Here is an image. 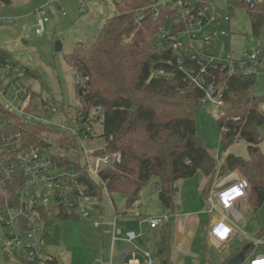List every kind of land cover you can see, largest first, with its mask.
Listing matches in <instances>:
<instances>
[{"label":"trees","instance_id":"trees-1","mask_svg":"<svg viewBox=\"0 0 264 264\" xmlns=\"http://www.w3.org/2000/svg\"><path fill=\"white\" fill-rule=\"evenodd\" d=\"M112 1L118 15L106 20L91 47L78 43L66 55V60L80 78L78 97L81 110L89 114L93 109L101 108L103 113L99 116L100 138L105 145L96 155L120 153L121 162L105 168L100 178L95 179L82 167L83 159L77 150L76 138L70 133L55 131L61 148L54 157L57 165L78 174L77 185L86 187L85 195L101 200L102 192L106 190L113 203L115 195L124 197L128 210L139 200L143 188L155 180L163 212L173 217L179 180L194 177L199 171L209 179L214 178L217 171L220 176L239 172L250 185L247 200L241 204L251 206L256 212L264 205V154L260 150L262 140L259 135V130L264 127V110L261 108L264 96L253 92L255 73L239 70L229 76L223 67L211 71L217 86L222 84L223 99L229 105L227 116L217 122L225 150L227 152L235 142L244 140L249 153L247 160L228 155L217 169L215 156L197 138L195 113L201 106L204 91L194 89L182 94L186 89L185 76L177 68V55L158 48L153 41L154 35L166 23L165 17L174 11L172 5L155 4L149 0ZM226 3L231 12L236 7H244L242 0H226ZM11 4V0H0V11ZM248 12L253 33L259 35L264 26V0L255 12ZM25 70L28 76L36 78L33 71ZM235 118L239 119L235 121ZM44 129L30 124L17 125L10 130L20 131L27 144H34L38 142L37 131ZM90 137L97 138L95 129ZM65 145L75 153L74 159L69 158ZM206 191L207 188L204 193ZM3 200L0 194V206ZM70 220L81 218L66 204L51 210L45 233L46 253L48 244L60 242L61 230L56 224ZM258 238H264V232ZM169 242L170 236L165 230L158 252L153 255L154 260L160 258L168 264ZM202 242L204 264H207V243L206 240ZM248 245L252 249V243ZM245 247L242 246L222 264L235 258ZM47 256L43 264H62L58 257ZM23 262L37 264L28 260Z\"/></svg>","mask_w":264,"mask_h":264},{"label":"rangeland","instance_id":"rangeland-1","mask_svg":"<svg viewBox=\"0 0 264 264\" xmlns=\"http://www.w3.org/2000/svg\"><path fill=\"white\" fill-rule=\"evenodd\" d=\"M12 4L0 11V54L7 56L12 64H18L36 74V78L26 76L22 79L25 85H31L33 90L46 100L48 107L74 109L78 106V84L80 78L66 60L78 43L91 47L101 31L106 20L118 15L112 0H11ZM155 4H164L169 0H149ZM219 12L223 16L231 15V22L224 20L220 28L229 35L221 38L218 49L213 53L215 58H231L234 61L247 62L252 54L260 52L256 68L247 66L246 73H255L256 83L253 88L255 95L264 96V26L259 35L252 29V18L245 7H236L231 12L226 0H216ZM40 8L51 10L45 32L38 35L36 11ZM155 42V35L153 37ZM57 44L62 51H57ZM221 85L217 91H221ZM195 113L197 138L215 156L217 169L224 163L228 155H235L245 160L249 158L248 144L244 140L235 142L226 152L222 134L212 114L219 109L213 103L202 104ZM263 108V106L261 107ZM229 105L223 108V118L227 116ZM102 112L100 116H102ZM222 118V119H223ZM221 119V120H222ZM100 119H96V140L87 144L88 149H102L105 142L100 138L102 127ZM260 150L264 154V127L259 130ZM234 178H245L239 172H232L214 178H207L199 171L194 177L179 180L177 183L176 210L170 222L158 229H152L148 223L132 216V209H127L126 199L120 195L114 196V203L108 192L103 190L101 200H96L98 207L90 210L88 220L61 221L59 244H48L47 254L58 257L62 264H107L111 254L113 235L105 234L103 229H95L91 222L98 219L105 222L114 217L137 221L135 232L137 239L134 244L123 245L116 242L117 250L121 246L132 249L137 246L140 251L157 254L160 247L162 232L166 230L170 236V255L168 264H204L205 247L207 243V264H222L242 246H248L264 232V205L256 212L249 205L238 204L237 209L244 216L238 224L236 239L229 246L222 248L214 245L208 238L210 224L216 214L209 212V193L219 184H225ZM210 182V183H209ZM207 186V187H206ZM252 187V183H251ZM207 191L204 193V189ZM208 193V196H207ZM207 196V197H206ZM251 196V195H250ZM139 211L147 216L163 214L159 191L156 181L148 183L139 198ZM101 210V213L100 211ZM167 213V212H166ZM168 214V213H167ZM170 215V214H169ZM55 225V226H56ZM55 226L52 227V233ZM183 228L184 231H181ZM163 229V231H162ZM165 229V230H164ZM118 239L122 235L121 229L116 232ZM103 237V238H102ZM126 237V235H125ZM16 245L11 243L7 231L0 223V264H24L27 260L18 247L16 255L11 254ZM263 253L264 248L258 247L251 251L246 262L257 254ZM164 260V259H163ZM160 258L155 264H164ZM246 262L244 264H246Z\"/></svg>","mask_w":264,"mask_h":264},{"label":"built area","instance_id":"built-area-1","mask_svg":"<svg viewBox=\"0 0 264 264\" xmlns=\"http://www.w3.org/2000/svg\"><path fill=\"white\" fill-rule=\"evenodd\" d=\"M244 7L255 12L263 0H242ZM173 12L165 17V25L155 35V44L164 51H172L177 55V68L185 76L184 83L188 90L201 89L204 95L202 104L213 103L219 107L212 114L216 121L223 118L226 102L222 90L217 91V82L211 76L212 70L219 67L227 69L232 76L239 70L246 72V67L256 68L260 52L256 51L247 62L234 61L231 58H215L213 53L218 49L221 38L229 34L220 28L224 20L231 22V15L223 16L219 12L216 0H169ZM37 34L45 32L49 21V12L45 8L36 11ZM158 12L156 11V17ZM0 18V23H5ZM163 73V71L161 72ZM28 76L25 69L0 54V194L3 205L0 206V223L5 228L11 243L16 250L22 248L24 256L30 262L43 264L48 256L45 251V233L47 216L51 210L67 205L82 220H88L90 210L98 208L95 196L85 195L86 187L77 185L78 174L65 170L57 165L54 157L61 149L58 133H70L77 140V150L82 155V167L91 177L100 178L101 172L121 162V154L98 156L97 149H88L90 134L96 127L101 108L93 109L89 114L81 110V102L74 109L48 107L31 85L22 83ZM264 110V105L263 108ZM239 118H235L237 121ZM36 124L44 127L36 135L38 142L27 144L20 131H13L17 125ZM10 130V131H9ZM56 131V133H55ZM72 160L75 153L67 145L64 146ZM250 190L249 182L243 178H234L225 184H219L208 196L209 212L216 218L208 229L209 240L219 248L229 246L236 239L238 224L244 216L237 209L238 204L247 199ZM139 201L132 207L133 217L142 221ZM172 216L163 213L150 216L145 220L152 229L167 225ZM97 230L103 227L100 220L91 222ZM227 229V231H225ZM136 233L126 235L125 241L134 244ZM116 238H113V242ZM264 248V238L252 242V251ZM133 260L122 264H155L153 255L140 251L137 246L131 250ZM141 256L142 263L137 256ZM246 262V261H245ZM112 264V262L107 263ZM246 264H264V254L259 253L250 258Z\"/></svg>","mask_w":264,"mask_h":264},{"label":"crops","instance_id":"crops-1","mask_svg":"<svg viewBox=\"0 0 264 264\" xmlns=\"http://www.w3.org/2000/svg\"><path fill=\"white\" fill-rule=\"evenodd\" d=\"M48 12H50L49 15L52 14L51 10H48ZM99 211L101 213V210H99ZM148 217H150V216L142 214V221L144 220L142 223H145L146 222L145 220H147ZM100 221H102V219ZM137 223L138 222L136 220L131 221V220H127L125 218L120 219L119 217H114L113 221H112V219H108L106 221V224H105V222H103V227L101 229L104 230V226H106L105 234H107V235L112 234L113 237L116 238V241L112 242V245H111V254H110V258H109L110 259L109 263L112 262V264H122V262L127 263V262H130L133 260L131 253H129V250H131V249H127L125 246H121L117 250L116 242H120L123 245H126L127 242L125 241V238H126L125 235H127L129 233H136L135 228L137 227ZM118 228H120L121 232H122V235L119 236L120 239H118V237H117L118 234H116ZM181 231H184L183 228H181ZM137 259L139 260V262L142 263L141 256L138 255ZM103 264H105V263H103Z\"/></svg>","mask_w":264,"mask_h":264},{"label":"water","instance_id":"water-1","mask_svg":"<svg viewBox=\"0 0 264 264\" xmlns=\"http://www.w3.org/2000/svg\"><path fill=\"white\" fill-rule=\"evenodd\" d=\"M50 14V12H49ZM57 51H62V46L60 44H57ZM153 78V75L151 76L150 80ZM252 251L251 246H246L240 254H238L235 258L227 262L226 264H244L247 255ZM166 264V262H164Z\"/></svg>","mask_w":264,"mask_h":264},{"label":"clouds","instance_id":"clouds-1","mask_svg":"<svg viewBox=\"0 0 264 264\" xmlns=\"http://www.w3.org/2000/svg\"><path fill=\"white\" fill-rule=\"evenodd\" d=\"M225 231H227V229H225Z\"/></svg>","mask_w":264,"mask_h":264}]
</instances>
